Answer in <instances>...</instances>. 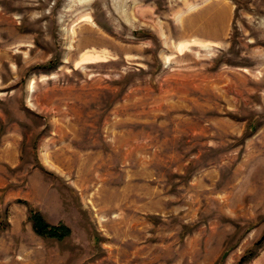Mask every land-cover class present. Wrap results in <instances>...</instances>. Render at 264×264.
I'll list each match as a JSON object with an SVG mask.
<instances>
[{
	"label": "rangeland",
	"instance_id": "1",
	"mask_svg": "<svg viewBox=\"0 0 264 264\" xmlns=\"http://www.w3.org/2000/svg\"><path fill=\"white\" fill-rule=\"evenodd\" d=\"M0 264H264V0H0Z\"/></svg>",
	"mask_w": 264,
	"mask_h": 264
},
{
	"label": "trees",
	"instance_id": "2",
	"mask_svg": "<svg viewBox=\"0 0 264 264\" xmlns=\"http://www.w3.org/2000/svg\"><path fill=\"white\" fill-rule=\"evenodd\" d=\"M29 220L33 231L41 237H48L57 240H63L68 236L70 230L64 225H49L37 211L29 208Z\"/></svg>",
	"mask_w": 264,
	"mask_h": 264
}]
</instances>
